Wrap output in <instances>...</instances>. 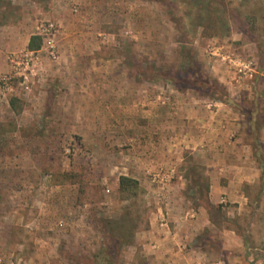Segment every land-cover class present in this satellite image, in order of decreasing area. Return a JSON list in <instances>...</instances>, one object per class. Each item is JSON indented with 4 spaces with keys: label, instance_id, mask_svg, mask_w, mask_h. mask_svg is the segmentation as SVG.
Returning a JSON list of instances; mask_svg holds the SVG:
<instances>
[{
    "label": "rangeland",
    "instance_id": "obj_1",
    "mask_svg": "<svg viewBox=\"0 0 264 264\" xmlns=\"http://www.w3.org/2000/svg\"><path fill=\"white\" fill-rule=\"evenodd\" d=\"M32 35L28 88H6ZM182 98L230 110L224 138L249 145L250 181L245 163L172 145ZM219 172L235 184L211 203ZM151 222L182 236L158 260L135 241ZM157 262L264 264V0H0V264Z\"/></svg>",
    "mask_w": 264,
    "mask_h": 264
},
{
    "label": "crops",
    "instance_id": "obj_2",
    "mask_svg": "<svg viewBox=\"0 0 264 264\" xmlns=\"http://www.w3.org/2000/svg\"><path fill=\"white\" fill-rule=\"evenodd\" d=\"M30 37H28L26 41V45L29 42ZM218 48H216V51ZM106 81H113L111 77H107L106 75L103 76ZM110 95V99H115L118 97V91H110L107 92ZM107 93H104L106 95ZM147 92L141 93L142 97V105H148L145 102L149 100V94ZM134 94V93H133ZM159 97H163L161 94ZM165 97V96H164ZM187 106V110L183 112L184 107ZM189 107V108H188ZM144 112L148 113L151 110L150 106H143L140 108ZM174 112L180 117H186L187 121H182L183 124L187 125L184 129H178L176 127L178 118L172 122L171 124L172 129H178V132L175 133V137L173 140L174 146H178L182 143L190 142L192 144V148L195 149L197 152L201 153L203 157V162L210 166L212 163L222 164L220 168L224 170V164L231 162H238V163H245V171L244 175L240 177L242 181H250L251 174H249L253 169L254 161L251 159V150L249 145H241L236 144V142H232L231 138L227 140L225 134H230L231 131L235 129L237 126L236 121L230 120V110L225 107H219L218 109L210 108L209 104L201 105L199 101L193 102H185V100H177L176 105L174 107ZM175 132V131H174ZM165 140V139H164ZM237 141V140H236ZM166 147L169 148L171 143L168 141ZM229 146H233L238 150H232L228 148V152L225 149ZM242 146V147H241ZM135 147V146H134ZM133 147V148H134ZM137 147H143L140 144ZM243 147H248L246 150ZM233 148V149H234ZM224 149V150H223ZM242 149V150H240ZM132 155L128 156V159H133L134 161H142L146 162L150 160L148 157L149 155L146 152L135 150ZM252 166V167H251ZM250 168V169H249ZM249 171V172H248ZM220 175H223L225 178L222 180L220 177H211L210 178V191H209V199L211 203H217L219 196L223 194L229 195L231 197L232 188L231 186L235 184L233 177L230 174H225L226 172H219ZM136 178V177H135ZM138 179V178H136ZM234 194V193H233ZM236 195V194H234ZM243 196V195H242ZM240 197V196H239ZM244 197V196H243ZM241 198V197H240ZM243 199H246L245 197ZM168 232V235H167ZM181 237L178 238V235L174 233V231L170 230L168 227L165 229V224H161L158 226L156 223L151 222L145 230L141 231L140 233L136 234L135 241L141 244L145 249V253H149V251L155 253V257L152 259L158 260V256L162 253L163 249L157 248V244L159 247L162 245H166V249L169 252L175 251L174 246L172 245L173 241L177 242ZM155 242L156 244L153 245L152 243ZM156 248V249H155ZM151 258V257H149ZM163 262H157L156 264H161ZM165 264H170L165 263Z\"/></svg>",
    "mask_w": 264,
    "mask_h": 264
},
{
    "label": "built area",
    "instance_id": "obj_3",
    "mask_svg": "<svg viewBox=\"0 0 264 264\" xmlns=\"http://www.w3.org/2000/svg\"><path fill=\"white\" fill-rule=\"evenodd\" d=\"M53 28V24H49L48 27L46 28L45 31L50 32ZM51 33V32H50ZM51 39V38H50ZM53 39L50 40V42H52ZM50 48V54L53 58H56V54H55V50H54V45L50 44L49 45ZM37 51V50H36ZM36 51H30L29 55L26 54L23 58H21V60H17V59H11V70H9L2 78V84L8 88L9 84L11 83V81L14 78H18L19 80H22L21 84H25L27 83V77H28V71H30L31 66L33 65V59L32 56L34 53H36ZM25 88L27 89L28 86L26 85ZM174 170H171V173H173ZM170 179L171 178V174H164V175H160V174H153V180L155 181L156 179Z\"/></svg>",
    "mask_w": 264,
    "mask_h": 264
},
{
    "label": "trees",
    "instance_id": "obj_4",
    "mask_svg": "<svg viewBox=\"0 0 264 264\" xmlns=\"http://www.w3.org/2000/svg\"><path fill=\"white\" fill-rule=\"evenodd\" d=\"M27 48L31 51L38 50L40 48V37L32 35L29 39L28 44H27ZM184 58L186 59V56ZM137 187H138V181L136 179L130 178L127 176H120L119 177V190L120 191L134 190ZM210 205H212V204H210ZM217 207H219V206H217Z\"/></svg>",
    "mask_w": 264,
    "mask_h": 264
}]
</instances>
